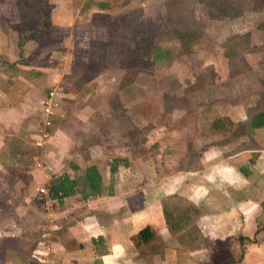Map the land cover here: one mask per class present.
Returning a JSON list of instances; mask_svg holds the SVG:
<instances>
[{
	"label": "crops",
	"instance_id": "0c3cea01",
	"mask_svg": "<svg viewBox=\"0 0 264 264\" xmlns=\"http://www.w3.org/2000/svg\"><path fill=\"white\" fill-rule=\"evenodd\" d=\"M36 1L40 17L26 34L17 28L18 2L0 0V264H264V127L249 126L264 109L249 114L239 101L221 112L201 99L192 130L160 126L144 135L139 153L135 117L147 116L150 102L135 100L133 81L116 87L113 75L124 70L106 63L67 92V119L38 157L43 168H34L35 111L49 87L72 85L76 60L132 53L135 20L164 47L156 55H167L170 45L159 36L170 26L156 11L168 15L174 0ZM43 28L48 42L41 46ZM92 93L108 94L102 107L109 109L125 93L121 128L107 122L108 113L89 115ZM91 122L105 131H91ZM91 166L99 175L94 192L84 179ZM51 174L74 181V193L49 214L35 195Z\"/></svg>",
	"mask_w": 264,
	"mask_h": 264
},
{
	"label": "rangeland",
	"instance_id": "374dc122",
	"mask_svg": "<svg viewBox=\"0 0 264 264\" xmlns=\"http://www.w3.org/2000/svg\"><path fill=\"white\" fill-rule=\"evenodd\" d=\"M16 1L20 10L23 9L17 28L26 33V29L36 27V20L40 17L36 16V10H40L41 3L36 0ZM167 8L168 15L160 10L156 11L162 21L170 26V29H160L159 36L170 45L167 55H156L161 48L158 46V38L155 35L146 36V32L142 34L143 30L135 20L133 31L136 39L132 53L130 49H123L128 56L124 54L125 58L121 60H86L81 63L76 60L73 66L75 70L72 71L76 76L71 79L72 85L69 80L49 87H56L62 95L61 108L57 101L56 114L47 131L48 138L41 140L40 146L34 144L36 141L40 142L38 137L33 141L37 155L32 160L34 168L36 162L41 163L38 157L49 144L48 139L53 131L62 123V119H67L64 115L68 110L67 92L72 86L77 88L88 83L92 76L101 72L106 63L114 67L115 71L118 67L124 70L123 73L117 71L113 75L116 87L130 86L133 81L135 100L150 102L148 115L143 117L140 113L135 117L136 124L132 134L139 153L142 146H145V143L142 145L144 135L158 131L160 126L164 125L167 131L175 128L182 130L186 126H190L189 130H192L197 120L195 107L198 108L197 102L201 99L213 102L216 107H220L221 112L227 109L224 105L237 104L239 101L248 105L249 114L264 109V0H174ZM40 30L44 33L40 45L44 46L48 42L45 36L47 29ZM149 31H153V28L148 29L147 33ZM143 37L145 43H141ZM43 63V60L38 62ZM168 66L171 67L170 70ZM123 96L125 93H117L113 98L114 107L109 109L102 107V101L106 100L108 94L92 93L93 109L88 112L89 115L101 118V111L108 113L107 122L113 123L114 128H121L124 119L119 105ZM38 110L39 107L35 111L36 133ZM173 116L180 117L177 119L178 124L171 122ZM148 117L151 122L144 124ZM213 125L220 128L222 123L215 120ZM87 127L91 131H105V127L95 125L94 122L88 123ZM238 129V126L230 129L232 142L238 138L235 132L238 133Z\"/></svg>",
	"mask_w": 264,
	"mask_h": 264
},
{
	"label": "built area",
	"instance_id": "2783aa9c",
	"mask_svg": "<svg viewBox=\"0 0 264 264\" xmlns=\"http://www.w3.org/2000/svg\"><path fill=\"white\" fill-rule=\"evenodd\" d=\"M60 96V92L56 87H51L47 93L39 101L38 113H37V137L39 141L35 142L36 146L42 144L41 140L47 139L48 129L52 126V120L56 114L57 101ZM35 168L42 169L43 165L39 162L35 163ZM60 176L48 175V182L42 187L38 188L35 195V202L40 207L45 209L47 213H51L52 207L56 201L55 198H51L48 192L50 184L59 178Z\"/></svg>",
	"mask_w": 264,
	"mask_h": 264
},
{
	"label": "trees",
	"instance_id": "16d2710c",
	"mask_svg": "<svg viewBox=\"0 0 264 264\" xmlns=\"http://www.w3.org/2000/svg\"><path fill=\"white\" fill-rule=\"evenodd\" d=\"M139 26L143 30L142 34H144L146 32V29H144L142 25ZM133 39L135 41L136 37L133 36ZM141 43H145L144 37ZM249 126L250 128L264 127V111L254 115L249 121ZM84 179L88 183V188L90 189V191L94 192L99 182V175L96 169L92 166L86 168L84 171ZM48 192L50 197L55 198L56 200H59L62 197L70 196L74 193V181L70 180L67 176L62 175L50 184L48 188ZM145 231H148V229L145 228L140 231L139 233L140 238L141 237L143 238ZM240 240L242 239L240 238ZM245 240L249 241V239H245Z\"/></svg>",
	"mask_w": 264,
	"mask_h": 264
}]
</instances>
